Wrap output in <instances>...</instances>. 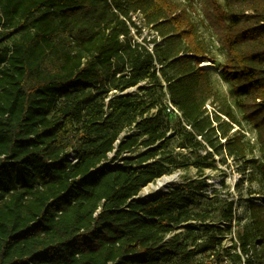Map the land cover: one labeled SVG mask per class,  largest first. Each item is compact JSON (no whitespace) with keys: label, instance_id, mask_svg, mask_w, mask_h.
Listing matches in <instances>:
<instances>
[{"label":"trees","instance_id":"16d2710c","mask_svg":"<svg viewBox=\"0 0 264 264\" xmlns=\"http://www.w3.org/2000/svg\"><path fill=\"white\" fill-rule=\"evenodd\" d=\"M256 151L264 0H0V264H264V200L224 249L201 180L138 198Z\"/></svg>","mask_w":264,"mask_h":264},{"label":"rangeland","instance_id":"374dc122","mask_svg":"<svg viewBox=\"0 0 264 264\" xmlns=\"http://www.w3.org/2000/svg\"><path fill=\"white\" fill-rule=\"evenodd\" d=\"M182 1L183 0H176V2ZM217 4L222 5L223 0H217ZM8 45L9 42L5 43V46ZM218 52L219 46L215 43L214 54L216 59L219 58L217 55ZM213 66H215V68L212 69V77L217 86L226 94L228 100L231 102L230 99L232 98H230V94H228L229 83L220 77L218 80L215 79L214 72L217 71L219 74V71L217 70V65ZM147 86L149 85H147L146 82L140 85L142 88ZM136 91L137 89L133 88L127 90L126 93L130 94ZM170 109L172 108L170 107ZM173 112L174 115L177 114L176 111ZM246 128L248 129L247 126ZM248 130L250 133L252 132L250 129ZM248 137L255 144V146L258 147L256 134L253 132L252 134H249ZM139 152L140 151H136L130 156L132 158H136L139 155ZM250 160L251 164L246 166V171H244V173L241 171L244 166H242L241 163H235L231 159H229L226 164L219 162L214 163L209 169L205 170L204 177H198L196 175V171L192 168L187 171L177 168L172 174L165 176H176L177 180L174 184L158 191L154 190L156 183L150 184L141 190L138 198L140 200H144L150 196L158 195L162 192L174 189L185 180H201L202 184L200 190L196 191L194 195L195 205L193 206V210L196 212L207 210L210 216V222L213 223L215 227L220 228L223 231L220 235L222 247L224 249H228L236 242L237 234L239 232L242 233L244 231V227L250 222V204L254 203L256 205H263L264 188H262L259 184L256 171V165L259 161V153L256 151ZM251 174L253 176L255 175V180L251 179ZM229 203H232L233 218L231 221H223L221 219L222 211L220 208L225 207ZM235 251L238 252V248ZM235 251H232L231 253L233 254ZM230 262V258L224 257L221 264H231ZM210 264H217V259H212Z\"/></svg>","mask_w":264,"mask_h":264},{"label":"bare ground","instance_id":"6f19581e","mask_svg":"<svg viewBox=\"0 0 264 264\" xmlns=\"http://www.w3.org/2000/svg\"><path fill=\"white\" fill-rule=\"evenodd\" d=\"M202 68L204 69H213V65L211 63H203L201 65ZM213 71V70H212ZM214 75H215V79H219V74L217 71L214 72ZM230 98L232 99H237L238 97H236L235 95H229ZM248 127V129H250L251 131L254 130L253 126L252 125H246ZM177 178L176 176H169V177H162L161 179H159L157 182H156V185L154 187V190L155 191H158V190H161V189H165L167 187H169L170 185L174 184L176 182ZM146 192V190H145ZM144 192V193H145Z\"/></svg>","mask_w":264,"mask_h":264},{"label":"built area","instance_id":"2783aa9c","mask_svg":"<svg viewBox=\"0 0 264 264\" xmlns=\"http://www.w3.org/2000/svg\"><path fill=\"white\" fill-rule=\"evenodd\" d=\"M171 107V106H170ZM172 108V107H171ZM173 109V108H172ZM174 110V109H173ZM175 111V110H174ZM176 113H177V111H176Z\"/></svg>","mask_w":264,"mask_h":264},{"label":"water","instance_id":"95a60500","mask_svg":"<svg viewBox=\"0 0 264 264\" xmlns=\"http://www.w3.org/2000/svg\"><path fill=\"white\" fill-rule=\"evenodd\" d=\"M213 68H215V66Z\"/></svg>","mask_w":264,"mask_h":264}]
</instances>
